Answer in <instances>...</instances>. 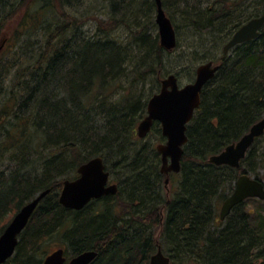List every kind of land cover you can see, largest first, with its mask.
<instances>
[{"label": "trees", "instance_id": "1", "mask_svg": "<svg viewBox=\"0 0 264 264\" xmlns=\"http://www.w3.org/2000/svg\"><path fill=\"white\" fill-rule=\"evenodd\" d=\"M87 1L0 0V37L6 23L20 17L13 45L8 40L0 47V236L25 204L50 190L5 264H42L44 244L56 238L69 257L97 251L92 264H149L159 249L171 264H264V201L246 200L223 222L219 217L240 175L262 180L264 135L240 168L209 163L264 118V28L255 40L226 55L222 50L244 23L264 15V0L219 10L204 9L202 1L191 7L190 0H162L166 12L170 3L184 6L196 31L224 38L202 46L221 47L218 57L197 58L220 68L188 125L177 189L169 198L161 156L138 138L137 126L162 76L173 74L165 64L179 46L172 52L161 47L154 0H102L106 20L91 3L84 7ZM238 12L241 19H230ZM88 22L95 25L92 33L84 30ZM121 24L130 31L125 39L116 34ZM153 79L155 88L147 90ZM152 131L163 139L159 123ZM96 156L112 177L122 171L118 193L81 211L64 208L63 182ZM253 201L257 208L248 210Z\"/></svg>", "mask_w": 264, "mask_h": 264}, {"label": "water", "instance_id": "2", "mask_svg": "<svg viewBox=\"0 0 264 264\" xmlns=\"http://www.w3.org/2000/svg\"><path fill=\"white\" fill-rule=\"evenodd\" d=\"M156 24L159 28L160 45L167 51H173L177 44V33L172 20L163 8L162 1L156 0ZM264 28V15L256 17L240 27L224 46L226 55L237 45L255 40ZM220 66L213 62L203 64L196 70V79L185 86L179 85L178 77L171 74L162 80L161 89L153 95L147 106V116L138 126V136L146 138L154 123L159 122L162 133L167 138L166 143L159 144L157 151L162 157V173H180L184 146L188 143L187 129L195 111L201 105L204 87L215 77ZM264 135V118L255 123L239 141L227 146L221 153L209 158V163L216 166H229L238 169L246 158L248 151L257 139ZM79 177L64 182L60 194V203L66 209L80 211L91 201L104 196L114 195L118 191L117 185H108L110 174L102 158H95L79 167ZM169 182V178L166 183ZM50 190L40 193L33 200L24 205L13 217L9 225L0 236V264L10 260L19 243V236L28 226L33 214ZM248 199L264 201V182L252 179L249 175H240L236 188L231 197L227 198L220 211L221 220H225L232 210ZM95 251L82 253L67 263L65 250L59 248L47 256L42 264H91L96 258ZM151 264H170L161 250L151 257Z\"/></svg>", "mask_w": 264, "mask_h": 264}, {"label": "rangeland", "instance_id": "3", "mask_svg": "<svg viewBox=\"0 0 264 264\" xmlns=\"http://www.w3.org/2000/svg\"><path fill=\"white\" fill-rule=\"evenodd\" d=\"M200 1H202L204 5L203 7L204 9H207L209 6H212L213 7L212 9L217 8L216 10H219V8L223 7L224 5L231 7L234 5L235 1L237 2L240 0H190L189 3L191 4V7H196V5L200 3ZM243 1H246V0H243ZM90 3H91V7L93 8L95 7L96 11L99 12L98 17L100 18V20H106V18L109 16L110 13L108 12V8L103 4V1L102 0H88L87 4L84 7L88 8L87 5ZM168 8H170V10H168L166 13L174 21L179 47L177 48V50L171 53V55H168V58L166 60L167 64H165L166 65L165 69L167 72L173 71V74L179 71L180 72V75L178 76L179 84L181 86H184L195 80L196 68L200 65L199 58L207 57L209 54L215 58L220 55L221 47L219 48V50L216 49V45L215 46L210 45L208 48L207 46H204V48L202 47L203 45H206V40L207 41L211 40V42H213L214 44L216 43V41L224 42L223 41L224 38L222 39L216 33L205 35L202 32L196 31L194 28L190 27L189 21L182 14L183 13L182 11L184 10V6H181V5L175 6L173 5V3H170L168 4ZM243 14H244L243 12L232 13L231 14L232 17H230V19H233V20H236L237 18L241 19ZM156 16H157V11L155 12V15H154L155 24H156ZM19 24H20V17H16L12 21H9L8 23H6L5 29L7 32H6V35H2L0 37V47L2 46V41L7 42L8 40L9 41L7 42V46L10 48L13 45V42H12L13 35L15 31L19 28ZM94 26H95L94 23L88 22L87 25L84 27V30L92 33L94 30ZM224 29L225 31H230L229 26H226ZM156 30L157 31L159 30L157 24H156ZM116 34H118L121 39H125L126 37H128V35H130V31L127 28V26L121 24L120 28L116 31ZM214 49H216V51ZM197 58L199 60H197ZM5 61H6V64L8 65L7 67H9V56L6 58ZM170 74H172V72ZM170 74L167 73L163 75L161 80L166 78ZM156 84H157L156 79L155 80L153 79L151 85L150 86L149 84L147 85V90L152 86L153 88H155ZM160 87H161V81H160ZM157 137H158V133H156L155 131H152L145 139H142V140H144L146 143H152V145H155V149H156L158 144L165 142L164 139L161 140ZM263 146H264V139L262 140L260 144V148H263ZM261 151L263 152V149H261ZM161 164L162 163H160V168H161ZM3 169L4 168L2 167V170ZM117 174L119 176L118 175H115L114 177L111 176V184L117 183V181L119 180V178L122 176L123 173L122 171H120V172H117ZM259 174H260L259 177L262 180H264V168L261 167V169L259 170ZM175 175L177 174H171L169 178L170 179L169 195H171L173 190L177 189L179 178L178 176L175 177ZM165 178L166 177L164 176L163 180H166ZM257 204L258 203L255 201L250 202L247 209L255 210L257 208ZM220 207H219V212H220ZM8 217H10V214ZM62 244L63 243H61L60 239L56 238V239H53L52 241H49V243L44 244V246H45V250L47 251V253H51L52 251H55L57 248L63 247ZM67 257L71 258L69 256Z\"/></svg>", "mask_w": 264, "mask_h": 264}, {"label": "bare ground", "instance_id": "4", "mask_svg": "<svg viewBox=\"0 0 264 264\" xmlns=\"http://www.w3.org/2000/svg\"><path fill=\"white\" fill-rule=\"evenodd\" d=\"M155 1V3H156V0H154ZM162 1V0H161ZM162 5H163V3H162ZM163 8H164V6H163ZM165 10V9H164ZM156 11H157V3H156ZM260 16H263V15H260ZM260 16H257V17H260ZM170 18V17H169ZM254 18H256V17H254ZM254 18H251V19H249L248 21H250V20H252V19H254ZM171 19V18H170ZM235 33V32H234ZM233 35L234 34H232V36L228 39V41L223 45V46H225L229 41H230V39L233 37ZM209 62H213L215 65H218V63L217 62H214V61H209ZM209 62H206V63H203V64H207V63H209ZM203 64H201V65H203ZM201 65H199V66H201ZM198 66V67H199ZM197 67V68H198ZM197 68H196V70H197ZM195 79H196V76H195ZM195 81V80H194ZM194 81H192V82H190V83H193ZM190 83H188V84H190ZM187 85V84H186ZM185 86V85H184ZM138 126H139V124H138ZM138 126H137V134H138ZM138 138L139 139H142V138H140L139 136H138ZM95 158H102L103 159V161H104V158L103 157H101V156H96V157H94V158H92V159H90L89 161H91V160H93V159H95ZM88 161V162H89ZM87 163V162H86ZM161 163H162V157H161ZM85 164V163H84ZM105 164V163H104ZM83 165V164H82ZM106 166V165H105ZM80 167V166H79ZM79 167L77 168V170H76V175H77V177L76 178H74V179H71V180H75V179H77L78 177H79V173H78V171H79ZM161 169H162V164H161V168H160V166H159V172L161 173V175L162 176H165L166 177V175L165 174H163L162 173V171H161ZM106 171L107 172H109L108 170H107V168H106ZM111 172H109V174H110ZM247 175H249L252 179H258V178H256V176L254 175V174H251V173H246ZM239 178V177H238ZM238 178L236 179V181H235V183H234V189H233V191H232V193L230 194V195H228L227 196V198H229V197H231V195L233 194V192L235 191V188H236V182H237V180H238ZM166 180H167V177L165 178ZM153 180L154 181H156L157 180V175H154V178H153ZM166 180H163V185H164V190L166 191V193L167 194H165L164 196L166 197V198H169V185H170V183L168 182V183H166ZM258 180H260V179H258ZM65 181H67V180H65ZM64 181V182H65ZM261 181H263L264 182V180H261ZM64 182H63V185H62V189H63V186H64ZM108 185H117V187H118V191H119V186H120V181H117V183H114V184H111V174H110V179H109V183H108ZM126 188V192H128V188H127V186L125 187ZM62 189H61V191H62ZM47 191V190H46ZM61 191H60V193H59V203H60V194H61ZM118 191H117V193H118ZM45 192V191H44ZM42 193V192H41ZM116 193V194H117ZM40 194V193H39ZM39 194H37V196L39 195ZM116 194H114V195H116ZM108 196H112V195H108ZM104 197H107V196H104ZM226 198V199H227ZM225 199V200H226ZM44 200V199H43ZM225 200H224V202H225ZM248 200H250V199H248ZM223 202V203H224ZM223 203H222V205H223ZM60 205H61V203H60ZM222 205H221V207H220V211H221V208H222ZM62 206V205H61ZM81 211V210H80ZM220 213V212H219ZM219 217H220V214H219ZM163 220V216L161 217V221ZM220 221H224V220H221V218H220ZM60 248H63L64 250H65V255H66V248L65 247H60ZM57 249H59V248H57ZM56 249V250H57ZM55 250V251H56ZM161 250V249H160ZM46 251V250H45ZM90 251H95V250H90ZM85 252H88V251H84V252H82V253H85ZM96 253H97V255H99V253L97 252V251H95ZM161 252H162V250H161ZM46 253H47V251H46ZM52 253H54V251H52L51 253H47V255L45 256V258L47 257V256H49V255H51ZM82 253H80V254H82ZM80 254H78V255H80ZM162 254L166 257V258H168L169 260H170V264H171V259L169 258V256L168 255H166L164 252H162ZM78 255H76V256H78ZM76 256H70L71 258H68L67 257V255H66V258H67V260L68 261H70L71 259H73L74 257H76ZM98 257V256H97ZM44 258V259H45ZM43 259V260H44ZM97 259V258H96ZM95 259V260H96ZM94 260V261H95ZM93 261V262H94ZM92 262V263H93ZM91 263V264H92ZM149 264H151V258H150V262H149Z\"/></svg>", "mask_w": 264, "mask_h": 264}, {"label": "flooded vegetation", "instance_id": "5", "mask_svg": "<svg viewBox=\"0 0 264 264\" xmlns=\"http://www.w3.org/2000/svg\"><path fill=\"white\" fill-rule=\"evenodd\" d=\"M161 89V88H160ZM150 134V133H149ZM163 136V135H162ZM163 139L165 140V137L163 136ZM103 198V197H102ZM101 199V198H100Z\"/></svg>", "mask_w": 264, "mask_h": 264}]
</instances>
